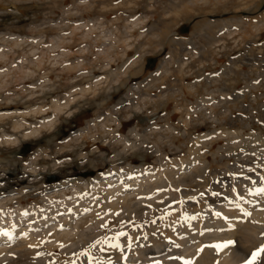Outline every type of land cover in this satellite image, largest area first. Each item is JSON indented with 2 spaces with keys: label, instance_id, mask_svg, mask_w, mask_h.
<instances>
[{
  "label": "rangeland",
  "instance_id": "rangeland-1",
  "mask_svg": "<svg viewBox=\"0 0 264 264\" xmlns=\"http://www.w3.org/2000/svg\"><path fill=\"white\" fill-rule=\"evenodd\" d=\"M182 168L184 197L206 196L190 218L264 188V0H0L2 264H70L48 252L80 247L77 264L155 254L141 238L163 219L144 194ZM242 228L235 264L264 246Z\"/></svg>",
  "mask_w": 264,
  "mask_h": 264
},
{
  "label": "bare ground",
  "instance_id": "bare-ground-1",
  "mask_svg": "<svg viewBox=\"0 0 264 264\" xmlns=\"http://www.w3.org/2000/svg\"><path fill=\"white\" fill-rule=\"evenodd\" d=\"M156 126L159 125L157 124ZM128 144L131 143L128 142ZM187 160L189 159L181 160V163L185 164ZM194 162L199 163V161ZM196 165L197 164L194 166ZM160 169L161 168H153L149 173H160L162 172L159 171ZM143 170L146 171V168H143ZM184 170L185 169L182 168L177 174H169L166 172L163 176V184H157V186L150 188L148 190L149 192L144 194L143 199H147L148 201V203L144 205V210L147 207H150V212L156 214L154 219L158 218L157 216L160 215L163 221L158 225L159 231H154V234H147L141 238L143 244L156 248L154 249L155 254H151L150 250H148L149 248L145 247L147 250L143 249L141 245H139V248H131V250L124 249V251L122 247H119L118 253L127 254L128 257L132 256V259L128 264H185L186 260L193 261V264H208L210 262H213L212 264H235L241 259V257H239V254L232 251L233 246L231 244L221 249H216L210 245L226 244L234 235H236V233H238V231H240L239 226L244 227L242 228L244 229L243 232H247L250 236L254 235L253 233L258 235V233L261 232L260 235L264 240V193H260L257 190V187L254 186L246 191L247 201L245 203H236L237 205L223 207L222 205L215 206L208 204L205 205V208H199L200 212H198V214L200 218L192 219L188 217L187 214L188 211L193 208L191 203L192 200H198L197 203H199L200 200L204 201L203 199H205L206 196L203 193L199 198L190 200L184 197L186 194L185 190L182 189V184H186V176L183 174ZM124 171L125 173H132L133 169L126 168ZM122 172V169H118L115 172L118 175L117 179L122 177ZM173 186L176 188H173ZM100 198L101 197L95 198L96 204L94 209L97 210L96 212L104 211L106 213V216L103 217L104 219H102V221L104 220L105 223L110 218L116 219L118 214L115 213V209L118 205L114 206L110 199L108 201ZM175 200L178 202L175 203ZM147 201H145V203ZM128 207H131V204ZM130 211L134 212L133 209ZM217 212L221 213V215L216 216ZM249 213L250 215H248ZM225 217H227V219H225ZM97 224H99V221ZM37 231L38 230L32 228L30 234L39 237ZM81 234L84 235L83 232H81ZM252 238H254V236H246V240H251ZM165 240L173 242V249L176 248L179 253H176L175 255L173 253L177 252L176 250L174 251L173 249H170L169 251H165V249H162L163 241ZM251 242L256 243L253 239ZM29 245L28 253L32 255L35 252L38 253L42 249L41 246H36L32 242ZM117 245L119 246L120 244L117 242ZM177 245H179V247H177ZM80 249L81 247L64 254L56 250L54 252L50 251L48 254L56 256L55 258L60 262L67 261L70 264H77L76 257L80 252ZM201 249L203 250L200 251ZM230 253L232 257H230ZM42 255H47V252H44ZM6 259L7 256L5 255V252L0 251V264L4 263Z\"/></svg>",
  "mask_w": 264,
  "mask_h": 264
},
{
  "label": "snow or ice",
  "instance_id": "snow-or-ice-1",
  "mask_svg": "<svg viewBox=\"0 0 264 264\" xmlns=\"http://www.w3.org/2000/svg\"><path fill=\"white\" fill-rule=\"evenodd\" d=\"M258 191H260V192H264V188H262V189H258ZM213 195H218L217 193H213ZM25 215H27V213H25ZM221 215V213H219V212H217L216 213V216H220ZM248 215H250V213L248 214ZM193 219H195V217H192ZM225 219H227V217H225ZM102 227H107V225L105 224V225H102ZM210 230V229H209ZM119 235H125V233H120ZM105 242H107V241H105ZM97 243H100V241H97ZM233 243H235L234 241H228L226 244H224V245H221V244H215V245H210L211 247H214V248H216V249H221V248H223V247H226L227 245H230V244H233ZM93 247L95 246V245H92ZM177 247H179V245H177ZM203 249H201L200 251H202ZM260 251H264V247H262L260 250H258L257 252H254V253H252V257H251V260H247V261H245V264H253V261H255L256 259H257V257L259 256V254H260ZM178 259H180V258H178ZM185 264H193V261H191V260H186L185 261Z\"/></svg>",
  "mask_w": 264,
  "mask_h": 264
}]
</instances>
